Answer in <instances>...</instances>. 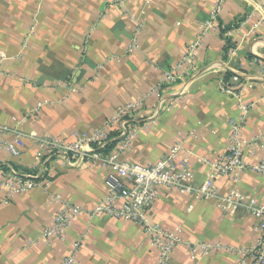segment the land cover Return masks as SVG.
I'll return each instance as SVG.
<instances>
[{
	"label": "crops",
	"instance_id": "1",
	"mask_svg": "<svg viewBox=\"0 0 264 264\" xmlns=\"http://www.w3.org/2000/svg\"><path fill=\"white\" fill-rule=\"evenodd\" d=\"M216 6V0H0V125L27 136L17 157L0 149V182L11 171L40 179L11 198L0 192V264H61L76 241L82 242L77 264L157 262L138 224L105 215L81 214L64 241L41 238L59 202L93 210L106 195L110 171L93 161L78 168L43 161L28 136L72 144L74 134L107 127L120 108L139 103L128 116L137 133L122 161L156 164L177 135L179 157L197 184L213 177L212 165L235 138L245 161L264 159V8L258 0H222L217 26L200 37ZM226 39L233 44L227 52ZM133 40L137 49L128 53ZM193 44L192 71L162 85ZM114 132H108L112 148ZM11 140L0 135V143ZM214 184L220 196L236 192L264 207V179L252 171ZM149 222L179 229L184 244L222 247L192 258L179 245L168 264H250L233 250L251 248L262 235V221L245 209L229 215L213 199L164 189Z\"/></svg>",
	"mask_w": 264,
	"mask_h": 264
},
{
	"label": "built area",
	"instance_id": "2",
	"mask_svg": "<svg viewBox=\"0 0 264 264\" xmlns=\"http://www.w3.org/2000/svg\"><path fill=\"white\" fill-rule=\"evenodd\" d=\"M123 3L124 0H116ZM222 0H216V9L209 15L208 21L203 25L201 36L207 34L217 26V12L220 9ZM264 8V0H258ZM136 30L135 34H137ZM197 44L190 46L187 53L181 58L178 64L165 73L162 78V85L169 86L181 79L182 73L192 71V60L195 56ZM137 49V42L133 40L128 53ZM231 50L230 52H232ZM141 105L139 103L128 104L120 108L114 117V122L108 123L107 127L96 130L94 133L74 134V142L66 144L56 138L44 136H28L40 151L41 160H61L68 167L78 168L89 162H99L107 168L110 173L106 180L107 192L104 198L94 206L91 211H84L78 205H70L67 202H59V196L55 197L61 205L60 210L54 216V223L41 231V238L49 241H64L68 226L71 221L87 214L88 217L105 215L111 218L138 224L148 238L151 245L157 250L156 264H168L171 254L179 245H186L192 258L195 256L207 255L220 246L208 245L205 243L184 244L179 235V229L164 230L153 226L149 222V215L158 197L160 189L176 191L179 194H193L202 199H213L217 207L225 214L233 215L237 209L242 208L253 218L262 221L260 239L246 250H233L239 257L249 260L250 264H264V207L255 200L249 199L242 194L230 192L225 196L218 195L214 184L215 179L225 177L232 182H237L239 174L248 170L258 174L264 179V159L256 163L245 161L236 138L228 148L223 161L213 164V177L209 174L206 180L197 184L193 173L185 160L180 159L183 137L177 135L168 152L156 164H132L122 161L121 154L128 148L137 131L131 127L128 116L136 112ZM38 110L35 109L34 112ZM243 114L245 108H242ZM116 123V128L113 124ZM112 128V129H111ZM115 130L117 146L103 152L109 138V130ZM233 127V133L238 130ZM0 135H10L12 140L0 143V149L6 150L12 156H19L23 147V140L27 137L22 132L0 125ZM204 162V160H201ZM37 177L33 175L14 176V172L3 174L0 182V192L5 190L9 198L15 194L26 193L39 186ZM82 242L76 241L72 245V255L63 259L61 264H77L76 253L80 250ZM227 249V248H224Z\"/></svg>",
	"mask_w": 264,
	"mask_h": 264
},
{
	"label": "trees",
	"instance_id": "3",
	"mask_svg": "<svg viewBox=\"0 0 264 264\" xmlns=\"http://www.w3.org/2000/svg\"><path fill=\"white\" fill-rule=\"evenodd\" d=\"M239 24H240V23L236 24L232 29H236V28H238ZM225 42H226V48H225V51L227 52L228 49H230V48L233 47V44L231 43L230 39H226ZM114 134H115V136H116V133H115V132H114ZM110 137H111V135H110ZM114 140H116V139H114ZM113 143H115V141L110 140V141L107 143V145H106L105 149L103 150V152H108L109 150H111L112 147H113ZM39 180H40L39 178L36 179V181H39Z\"/></svg>",
	"mask_w": 264,
	"mask_h": 264
}]
</instances>
